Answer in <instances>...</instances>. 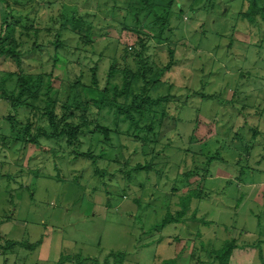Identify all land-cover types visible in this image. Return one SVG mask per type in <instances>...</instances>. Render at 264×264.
<instances>
[{"label": "rangeland", "instance_id": "1", "mask_svg": "<svg viewBox=\"0 0 264 264\" xmlns=\"http://www.w3.org/2000/svg\"><path fill=\"white\" fill-rule=\"evenodd\" d=\"M248 1L4 0L0 264H58L64 257L61 264H160L178 254L183 264H218L214 252L235 227L250 246L234 249L232 264L264 263V29H252L240 14ZM169 48L176 64L162 86L146 90L169 100L163 109L142 103L155 113L142 124L154 125L135 138L128 123H113L102 99L123 86L127 69L150 78L172 59ZM29 76L32 89L21 101L31 106L16 109L12 101ZM133 81L141 94L145 81ZM49 100L59 118L62 104L84 105L85 116L72 122L75 139L55 133ZM27 119L31 131L23 135ZM97 124L109 127L111 139ZM188 192L189 235L186 224L160 225L182 210ZM176 236L191 243L177 244ZM39 241L33 249L22 245Z\"/></svg>", "mask_w": 264, "mask_h": 264}, {"label": "trees", "instance_id": "2", "mask_svg": "<svg viewBox=\"0 0 264 264\" xmlns=\"http://www.w3.org/2000/svg\"><path fill=\"white\" fill-rule=\"evenodd\" d=\"M261 1V2H260ZM3 2L4 0H0V10H1V14L2 16L4 15L3 12ZM244 2V1H243ZM249 4V9L247 11H243L241 12L244 18H248L249 20H251L252 22L255 21V15L256 16H260L262 19H264V0H249L248 1ZM168 22V21H167ZM167 22L165 21V24H167ZM5 20L3 19V25H2V34L0 37V56L3 55V31H4V25H5ZM174 53H175V49L173 48H169V55L172 59L169 60L168 63H166L165 65H163V67L157 71L155 74H153L150 78L146 77V72H132L130 69H127L125 71V80L123 83V86L118 89V87H114L113 90V94L111 96V98L104 96L102 99V103L101 106L107 108V111L111 112L112 116H113V123L118 126V124L120 125V123H128L129 128L128 130H134V133L136 136H134L135 138H142L139 135V132L142 130H151L153 128L154 123L152 122V120L149 122V125L147 124H142L143 121L145 119H148V114H152L153 111L151 109V107L149 109H147L146 111L142 110V103H149L151 105L154 104H160L161 106L162 104L166 105L165 102L167 103V101L169 100V96H165V97H159V98H152L151 96L148 95V92H146L147 87L149 88L152 85L158 84L160 82L163 81V78L165 76V74L170 71L172 69V67L176 64V61L174 60ZM142 52L137 53V57L138 60L141 61H145L144 58L142 57ZM49 76H51V74H49ZM135 79H143L145 81V86L142 88V93H136L134 88H133V80ZM8 79H4V82H6ZM41 82L43 81V79H40ZM133 81V82H132ZM92 82L93 84L97 85L98 84V77H97V73L96 70L93 71L92 73ZM30 83V76L27 77V79H25L24 81L20 82L19 85V91H18V96L17 98L12 101V106L15 107L16 109L18 108H29V106H31L30 104L26 103V102H22L21 98L23 97L24 94L27 93V91L32 89V85L29 84ZM48 89L47 91L49 92L51 90V82L50 80H48V85H47ZM54 89V88H53ZM150 89V88H149ZM55 90V89H54ZM118 90V91H117ZM53 91V90H52ZM110 91V89L106 88L104 90L105 95L106 93H108ZM6 92L3 90L1 92V97L3 98H7L5 96ZM126 95H131L132 97V102L129 104H122L119 101H117V98L119 97H124ZM207 98V96H205ZM212 97V96H210ZM141 101V102H139ZM53 104L52 100H49V104L48 106H50L49 109H47V112L49 113V121L52 124V126L54 127L55 132L57 135L62 136L64 135L66 132L68 134V138L70 140L75 139L77 130L79 128V126H74V124L72 123L74 121V118L77 117V113L80 114L82 113L84 115V109L86 110V108H84V105L82 106L79 102L75 103V104H67L64 103L61 105V109H60V114L62 117H58L59 114L57 111L56 107H51V105ZM166 107V106H162V109ZM31 111V109H30ZM161 114L160 117L163 118V116L165 115L164 110H161ZM155 114V113H153ZM139 115V117H138ZM85 116V115H84ZM30 118V117H29ZM29 121V119H27ZM31 120V118H30ZM28 121L26 122V125L19 130V132H22L23 135H25L24 133L30 132V126L31 123L29 121V125H28ZM17 122V121H16ZM59 122H63V130H58V123ZM85 122V121H84ZM96 129L100 132L103 133L104 136H106V139H111L108 135H109V127H107V125L104 126V124H97L96 125ZM17 131V130H16ZM138 131V132H136ZM143 139V138H142ZM88 156L90 157V155L88 154ZM149 166L146 165H140L138 164L136 166L137 170H144L147 169ZM192 171V170H191ZM191 171L189 172L190 175L194 176L193 173H191ZM96 172H100L102 173V171L96 170ZM190 192L196 194L195 190H191ZM193 196V194H188L187 200L185 201V205L183 204V208L180 212L177 213V217L178 218H182L188 211L189 208V203H190V198ZM195 215V213H194ZM173 219H177L174 218L171 215H167L164 220L163 223L160 225H165L169 222H173ZM42 241H39L35 244H22L23 246H26L30 249L35 248L36 246H38ZM236 244L233 241H226L224 246L217 250L216 252V260L218 261V264H229V260L230 257L232 255L233 250L235 249ZM122 255V253L120 254V256ZM117 257V253L111 252V254L109 253L108 257ZM69 257H64L61 258L60 262L58 264H61L62 262L66 261ZM114 262H112L109 258L104 260V264H119L116 262L115 259H113ZM122 262V261H121ZM96 264H102L97 262ZM161 264H176V261L174 259H170V260H164Z\"/></svg>", "mask_w": 264, "mask_h": 264}, {"label": "crops", "instance_id": "3", "mask_svg": "<svg viewBox=\"0 0 264 264\" xmlns=\"http://www.w3.org/2000/svg\"><path fill=\"white\" fill-rule=\"evenodd\" d=\"M214 8V7H213ZM240 9V8H239ZM240 11V10H239ZM241 15H242V13H240ZM243 16V15H242ZM244 20H245V18H244ZM249 24H250V27L252 28V29H254V28H257L258 26H259V28H262V29H264V19H262L260 16H256L255 15V21L254 22H252L251 20H249ZM166 41V40H165ZM257 43H259V41L257 42ZM163 82H166L165 81V76H164V78H163V81L162 82H160V83H158V84H155V85H152V86H150V91H152L153 90V88L156 86V85H159V86H162V84L161 83H163ZM201 94H202V92H200ZM234 93H236V92H234ZM234 95V94H233ZM204 96H207L208 97V95H204ZM214 96H217V94H215ZM213 96V97H214ZM210 97V96H209ZM18 111V110H17ZM17 111H16V114H17ZM13 115H14V113H12ZM10 118V117H9ZM28 141H30V140H28ZM15 143H17L16 142V140H14L13 139V144H12V146H10L9 145V147L11 148V147H13L14 145H15ZM226 158H224L223 159V161H226L225 160ZM239 164V163H238ZM196 176V175H195ZM222 177H223V179H228L229 181H232L231 180V178H234V177H232L231 175H221ZM197 178V177H196ZM197 181V180H196ZM261 188H264V184L262 185V186H260ZM188 194H189V192H188ZM193 198V196L191 197V199ZM189 205H192V202L190 201V203H189ZM189 209L190 208H188V211H189ZM187 211V212H188ZM194 211V213L196 214V211L195 210H193ZM180 212V211H179ZM177 213L178 212H176V214H174V212H172V213H170V214H168V215H171V216H173L174 218H177V219H173V222H176V223H180V224H183L184 226H185V224H186V226H185V228L187 229V231H186V233L188 232V222L189 221H187V213L180 219V218H178L177 217ZM201 213H203V212H201ZM205 213V212H204ZM167 216V215H166ZM165 216V217H166ZM193 216H194V214H193ZM200 219H203L206 223L210 220V218H209V215L207 214V213H205V214H202L201 215V217H200ZM259 220V223H258V226H260L261 225V221H262V218L260 217V218H258ZM196 221V220H195ZM197 225H199V221H198V223L196 224V223H191L190 224V227H194V226H197ZM263 225H264V220H263ZM158 228L160 227V225H158L157 226ZM245 228H246V226H245ZM244 228V229H245ZM157 229V228H156ZM238 230H239V227H235V230H234V232H233V237H232V239L231 240H229V241H233L235 244H236V247H235V249L240 245V246H242V247H249L250 246V244H249V240H247V241H245L246 239H244V237H242L241 236V234L238 236V234H237V232H238ZM256 231H258V230H254V232L256 233ZM190 233V232H189ZM189 233H187V235H189ZM257 234V233H256ZM195 236H201V234H200V232H198V233H196V235ZM202 238V237H201ZM263 238H264V235H263ZM185 237L184 238H181V237H179V236H176V241H177V244H181V243H183L184 241H186V242H189V243H191V241H189V238H186L185 240ZM241 240L243 241L242 243H240L241 242ZM195 241L196 240H194V241H192L193 243L191 244V245H193V244H196L195 243ZM228 241V240H227ZM226 242V241H225ZM225 242H224V244H225ZM195 246V245H194ZM224 246V245H223ZM182 248H183V246H182ZM182 248H180V246L177 248V250L179 249H182ZM195 248V247H194ZM193 248V249H194ZM221 249V248H220ZM245 249V248H244ZM194 253V252H193ZM193 253H192V255H193ZM232 254H233V252H232ZM127 255H128V253H125V258H127ZM179 257H180V255L178 254V256H177V258H173L175 261H176V264H183L184 263V261H185V259H181V260H183L182 262H180L179 261ZM165 258L166 257H162L161 259H159V261H164L165 260ZM88 260H92V259H88ZM125 260V259H124ZM161 262V263H162ZM237 263L236 264H241V263H238V261H236ZM160 263V264H161ZM197 264H203L201 261H199V263H197ZM229 264H232V261H231V257H230V260H229ZM264 264V263H263Z\"/></svg>", "mask_w": 264, "mask_h": 264}, {"label": "water", "instance_id": "4", "mask_svg": "<svg viewBox=\"0 0 264 264\" xmlns=\"http://www.w3.org/2000/svg\"><path fill=\"white\" fill-rule=\"evenodd\" d=\"M2 34V14H1V10H0V37Z\"/></svg>", "mask_w": 264, "mask_h": 264}]
</instances>
